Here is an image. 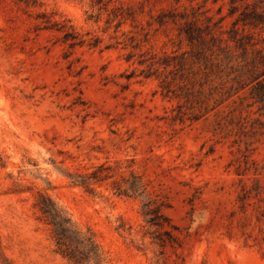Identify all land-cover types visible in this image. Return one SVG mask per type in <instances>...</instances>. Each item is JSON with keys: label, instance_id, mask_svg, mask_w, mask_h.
I'll list each match as a JSON object with an SVG mask.
<instances>
[{"label": "rangeland", "instance_id": "rangeland-1", "mask_svg": "<svg viewBox=\"0 0 264 264\" xmlns=\"http://www.w3.org/2000/svg\"><path fill=\"white\" fill-rule=\"evenodd\" d=\"M228 7L0 0V264H76L40 194L95 240L83 264H264V108L255 82L216 103L185 34Z\"/></svg>", "mask_w": 264, "mask_h": 264}, {"label": "trees", "instance_id": "trees-1", "mask_svg": "<svg viewBox=\"0 0 264 264\" xmlns=\"http://www.w3.org/2000/svg\"><path fill=\"white\" fill-rule=\"evenodd\" d=\"M227 16L231 17V27L224 37L222 24ZM215 26L216 31L209 25L188 24L185 29L188 39L197 41V62L204 75L221 79L210 86L211 97L216 103L221 102L255 82L249 88V97L253 103L260 104V109L264 108V77L260 79L264 75V0H229L227 15L221 16ZM239 58L245 62L241 70L231 64ZM169 59L170 56H165L163 64L169 66ZM178 64L180 66V60ZM162 86H169L165 79ZM154 204L152 200L144 202V214L150 223L161 226L163 214L160 206ZM37 206L52 226L58 252L76 264H83L82 257L71 246L76 241L84 246L89 256H98L93 237L77 230L71 217L49 195L40 194Z\"/></svg>", "mask_w": 264, "mask_h": 264}]
</instances>
